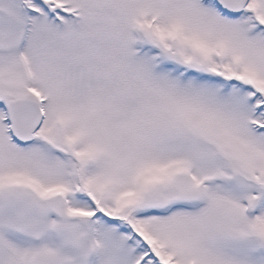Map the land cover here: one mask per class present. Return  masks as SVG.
<instances>
[{"label": "snow or ice", "instance_id": "1", "mask_svg": "<svg viewBox=\"0 0 264 264\" xmlns=\"http://www.w3.org/2000/svg\"><path fill=\"white\" fill-rule=\"evenodd\" d=\"M0 264H264V0H0Z\"/></svg>", "mask_w": 264, "mask_h": 264}]
</instances>
